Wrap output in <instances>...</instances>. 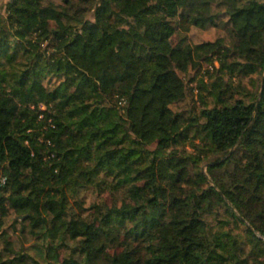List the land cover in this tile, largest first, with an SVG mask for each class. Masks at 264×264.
<instances>
[{"label": "trees", "instance_id": "obj_1", "mask_svg": "<svg viewBox=\"0 0 264 264\" xmlns=\"http://www.w3.org/2000/svg\"><path fill=\"white\" fill-rule=\"evenodd\" d=\"M263 70L264 0H0V264H264Z\"/></svg>", "mask_w": 264, "mask_h": 264}, {"label": "rangeland", "instance_id": "obj_2", "mask_svg": "<svg viewBox=\"0 0 264 264\" xmlns=\"http://www.w3.org/2000/svg\"><path fill=\"white\" fill-rule=\"evenodd\" d=\"M6 1V0H4ZM226 31L222 26H216V25H208L206 27H197L194 26L191 30V32H189V35L191 37L192 42H197V41H201V40H215L218 36L221 35H225ZM179 34L178 33H174L172 36H170L166 42V44L161 48V50H163L164 52L168 53L174 60L177 59V55L179 52V46H178V42H179ZM209 66L207 61H203L202 66L200 71H198L197 73V68H191V70L185 74V78L188 81L189 86L195 84L197 82V78L199 76H201V74H203L204 70ZM197 73V78L191 82V78ZM264 74V70L263 73L261 74L263 77ZM246 79V78H245ZM189 100V101H188ZM187 103L185 101L181 102L180 104H176V107H185V104L190 105L193 104L194 102L197 103L196 100L192 99L191 97H189L187 99ZM199 104V102H198ZM250 155L244 151H236L235 155H234V159H236L239 162H245L248 159H250ZM203 169L206 171L207 169V164H203ZM82 196H84L86 198V202L87 205L89 206L93 201H97L100 199H105L109 204L113 202L114 198L116 197V193L113 192H103L101 194V196H98L96 194L95 191H93L92 189H86L82 191ZM15 214H12L10 217H8L6 219L5 222V229H9L11 231H13L14 228V220H15ZM18 225V229H14L13 231V235H14V240H15V248L20 249L22 244H26V246L31 247L34 244V248L35 250H37L36 247H41V240H35L33 237H29L23 233L20 232V224L17 223ZM115 244V243H114ZM34 248H32L31 250L34 252ZM113 248V247H112ZM44 254L42 256H45V249H43ZM65 253L62 251L60 252V257L62 258L63 255ZM5 256H7V254H5Z\"/></svg>", "mask_w": 264, "mask_h": 264}, {"label": "built area", "instance_id": "obj_3", "mask_svg": "<svg viewBox=\"0 0 264 264\" xmlns=\"http://www.w3.org/2000/svg\"><path fill=\"white\" fill-rule=\"evenodd\" d=\"M5 180H6V178H5V177H3V178H2V181H3V182H5Z\"/></svg>", "mask_w": 264, "mask_h": 264}, {"label": "water", "instance_id": "obj_4", "mask_svg": "<svg viewBox=\"0 0 264 264\" xmlns=\"http://www.w3.org/2000/svg\"><path fill=\"white\" fill-rule=\"evenodd\" d=\"M263 79H264V74H263Z\"/></svg>", "mask_w": 264, "mask_h": 264}]
</instances>
